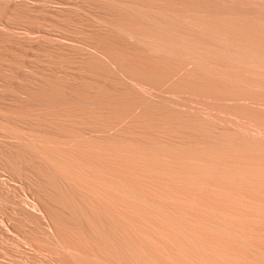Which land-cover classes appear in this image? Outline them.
Segmentation results:
<instances>
[{"label":"bare ground","instance_id":"bare-ground-1","mask_svg":"<svg viewBox=\"0 0 264 264\" xmlns=\"http://www.w3.org/2000/svg\"><path fill=\"white\" fill-rule=\"evenodd\" d=\"M0 264H264V0H0Z\"/></svg>","mask_w":264,"mask_h":264}]
</instances>
